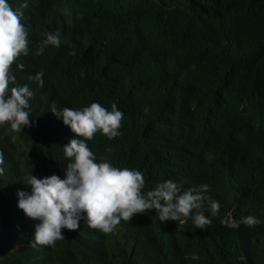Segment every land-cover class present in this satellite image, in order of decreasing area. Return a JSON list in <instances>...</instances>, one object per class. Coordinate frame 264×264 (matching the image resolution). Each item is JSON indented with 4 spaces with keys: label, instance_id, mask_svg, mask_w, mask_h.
Wrapping results in <instances>:
<instances>
[{
    "label": "trees",
    "instance_id": "obj_1",
    "mask_svg": "<svg viewBox=\"0 0 264 264\" xmlns=\"http://www.w3.org/2000/svg\"><path fill=\"white\" fill-rule=\"evenodd\" d=\"M25 2L30 52L12 67L34 93L33 123L0 127V264H264V223H222L264 219V0H9ZM57 30L61 46L35 55ZM41 71L43 87L28 79ZM92 102L123 113L120 136L87 141L97 158L142 171L145 194L165 180L209 185L221 210L205 213L206 230L148 210L110 233L81 220L54 246H30L38 221L16 193L31 174L64 178L62 148L75 138L51 109Z\"/></svg>",
    "mask_w": 264,
    "mask_h": 264
},
{
    "label": "clouds",
    "instance_id": "obj_2",
    "mask_svg": "<svg viewBox=\"0 0 264 264\" xmlns=\"http://www.w3.org/2000/svg\"><path fill=\"white\" fill-rule=\"evenodd\" d=\"M27 6L25 2L13 9L9 0H0V127L7 124L17 133L33 123L29 101L34 93L29 84L16 85L12 67L16 63L23 70L25 65L18 61L30 52L29 30L21 22ZM45 37L35 55H42L48 46H61L59 30L46 33ZM70 54L75 55L76 51L73 49ZM43 76L41 71L28 79L43 87ZM51 112L69 127L75 138L62 148L68 160L63 168L64 178L55 174L38 178L31 174L23 181L30 191L16 193L17 207L26 217L38 221L30 246H54L65 239L62 229L75 231L81 220L90 228L110 233L121 221L129 223L134 215L153 210L161 222L191 217L196 229L206 230L212 219L205 213L215 216L220 212V203L206 195L209 185L205 183L185 189L179 181L165 180L145 194L142 171L114 166L104 156L97 158L87 141L98 132L109 140L121 135L123 113L115 103L110 110L92 102L79 110L53 107ZM4 162V153L0 151V176L5 171ZM222 223L229 229H238L241 224L253 228L264 223V219L248 215Z\"/></svg>",
    "mask_w": 264,
    "mask_h": 264
}]
</instances>
